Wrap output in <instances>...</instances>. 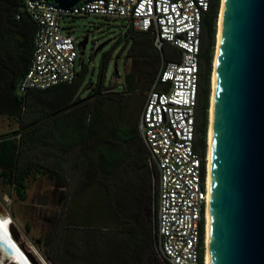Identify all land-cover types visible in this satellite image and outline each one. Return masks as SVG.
Returning a JSON list of instances; mask_svg holds the SVG:
<instances>
[{"label": "trees", "instance_id": "1", "mask_svg": "<svg viewBox=\"0 0 264 264\" xmlns=\"http://www.w3.org/2000/svg\"><path fill=\"white\" fill-rule=\"evenodd\" d=\"M50 1L77 5L87 0ZM219 6V0H211L202 22L195 150L203 157ZM3 15L15 25L33 24L35 33L36 26L21 0H0V18ZM33 38L27 64L20 71H15L12 64L7 67L3 55L10 52L0 41V116L18 126L16 131L0 135V178L21 201L26 199V181L34 173L48 176L55 187L65 189L64 207L44 242L47 261L163 264L154 235L157 176L148 167V153L138 135L131 104L134 95L152 88L161 66L170 61L167 55L178 52L169 45L157 50L153 35L124 25L114 47L120 45V54L127 51L125 61L130 69L119 92L114 91L116 86L105 84L109 60L105 57L95 81L80 61L71 83L19 96L17 84L28 70ZM142 105V100L135 104L138 108ZM90 198L93 209L88 204ZM0 220V260L23 255L24 250L13 239L5 221L1 217ZM97 221L105 224L95 226Z\"/></svg>", "mask_w": 264, "mask_h": 264}, {"label": "built area", "instance_id": "2", "mask_svg": "<svg viewBox=\"0 0 264 264\" xmlns=\"http://www.w3.org/2000/svg\"><path fill=\"white\" fill-rule=\"evenodd\" d=\"M35 24L28 70L17 94L71 83L78 54L68 21L89 16L123 20L150 33L153 45L176 49L178 60L163 63L138 122L149 168L156 171L155 245L163 264H202L208 206L207 160L195 150L203 18L211 0H87L70 5L21 0Z\"/></svg>", "mask_w": 264, "mask_h": 264}, {"label": "water", "instance_id": "3", "mask_svg": "<svg viewBox=\"0 0 264 264\" xmlns=\"http://www.w3.org/2000/svg\"><path fill=\"white\" fill-rule=\"evenodd\" d=\"M217 59L210 264H264V0H224Z\"/></svg>", "mask_w": 264, "mask_h": 264}, {"label": "rangeland", "instance_id": "4", "mask_svg": "<svg viewBox=\"0 0 264 264\" xmlns=\"http://www.w3.org/2000/svg\"><path fill=\"white\" fill-rule=\"evenodd\" d=\"M221 0H219V5ZM220 11V6L219 10ZM219 15V14H218ZM218 19V18H217ZM69 33L75 38V48L78 54L77 67L82 61L89 69V76L93 81L97 79L100 65L105 57H109L106 67L105 84L116 86L114 91L119 92L121 83L130 64L125 61L127 51L120 52V45L114 47V42L123 34V20H111L101 17L89 16L68 21ZM217 22L215 25L214 44L212 50L211 68L216 49ZM87 38L85 49L78 47V43ZM116 71V74L114 73ZM118 74V76H117ZM212 76V72L210 74ZM211 78L209 95H211ZM146 92H138L132 99L131 109H135L137 124L143 110ZM138 100L143 105L135 106ZM210 108V96L208 98ZM209 112V109H208ZM209 124V114H207ZM18 126L13 120L0 116V135L16 131ZM208 131V125L207 130ZM207 155V135L206 151ZM26 199L21 201L13 188L0 178V217L5 221L8 231L13 239L24 250L23 255H17L21 259L11 260V264H51L46 259L48 248L44 244L51 234V224L64 207L65 189L53 185L48 176H30L26 181ZM90 197H94L89 194ZM93 198L89 200V207L93 209ZM1 221V220H0ZM98 222V221H97ZM95 223V226H103L104 222ZM4 264H10L1 261Z\"/></svg>", "mask_w": 264, "mask_h": 264}, {"label": "crops", "instance_id": "5", "mask_svg": "<svg viewBox=\"0 0 264 264\" xmlns=\"http://www.w3.org/2000/svg\"><path fill=\"white\" fill-rule=\"evenodd\" d=\"M5 15L0 18V37L1 43L5 48L8 49L10 54L3 55L5 57L6 63L9 65H14L16 67L15 71L24 70L26 66V56L30 50V41L33 38L34 26L31 23H22L15 25L10 22V19H6ZM170 60H178L179 53H173L167 55ZM10 71V70H9ZM18 255V254H17ZM15 255L14 258L6 260L5 262L10 263L11 260L19 259L20 257ZM0 264H4L1 262ZM11 264V263H10Z\"/></svg>", "mask_w": 264, "mask_h": 264}, {"label": "bare ground", "instance_id": "6", "mask_svg": "<svg viewBox=\"0 0 264 264\" xmlns=\"http://www.w3.org/2000/svg\"><path fill=\"white\" fill-rule=\"evenodd\" d=\"M224 13V0H221L220 11L217 19V36H216V49L212 64V76H211V95H210V108H209V124L207 131V188H208V206L206 210V227H205V254L203 264H210V221H211V206H210V187H211V149H212V129L214 119V93L216 86L217 76V64H218V48L220 44L222 22Z\"/></svg>", "mask_w": 264, "mask_h": 264}, {"label": "flooded vegetation", "instance_id": "7", "mask_svg": "<svg viewBox=\"0 0 264 264\" xmlns=\"http://www.w3.org/2000/svg\"><path fill=\"white\" fill-rule=\"evenodd\" d=\"M199 78H200V75H199ZM200 81V80H199ZM199 86H200V82H199ZM199 92V91H198ZM197 104H198V98H197ZM195 140H196V138H195ZM196 149H198L197 147H196Z\"/></svg>", "mask_w": 264, "mask_h": 264}]
</instances>
